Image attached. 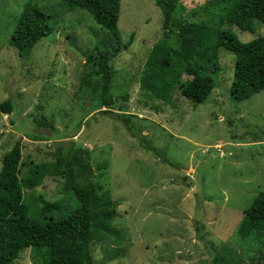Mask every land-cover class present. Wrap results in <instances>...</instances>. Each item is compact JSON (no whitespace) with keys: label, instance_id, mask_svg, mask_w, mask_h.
Returning <instances> with one entry per match:
<instances>
[{"label":"rangeland","instance_id":"obj_1","mask_svg":"<svg viewBox=\"0 0 264 264\" xmlns=\"http://www.w3.org/2000/svg\"><path fill=\"white\" fill-rule=\"evenodd\" d=\"M28 3L51 15L53 30L30 55H19L9 40ZM226 4L178 0L168 44L179 46L183 21L226 27L243 42L264 35L258 20L253 31L221 25ZM117 24L119 46L82 8L67 10L60 0H0V102L13 103L12 112L0 110V167L18 139L21 177L30 163L53 161L58 145L88 150L92 181L119 202L114 235L92 243L95 264H213L215 256L219 264H264V222L246 213L264 193V89L234 99L235 58L220 47L215 87L205 101L193 103L178 89L167 103L149 98L140 78L163 38L160 9L153 0H121ZM105 47L118 50L111 60L112 111L129 115L157 154L118 119L89 110L95 94L81 86V76L87 56ZM63 186L52 175L24 188L28 215L43 217L38 195L62 199L67 213L74 202ZM49 254L45 246L26 247L12 264H48Z\"/></svg>","mask_w":264,"mask_h":264},{"label":"trees","instance_id":"obj_2","mask_svg":"<svg viewBox=\"0 0 264 264\" xmlns=\"http://www.w3.org/2000/svg\"><path fill=\"white\" fill-rule=\"evenodd\" d=\"M67 9L86 10L94 21L106 30L117 46L121 44L118 18L121 0H60ZM162 16L163 38L150 50L140 78V89L153 99L167 103L176 89L192 101H205L215 82L211 73L218 70V48L234 55L233 80L230 91L241 101L264 89V35L241 41L233 31L201 22L183 21L179 24V46L168 41L173 13L178 0H153ZM220 24L236 25L241 30L253 31L254 20L264 22V0H226ZM51 15L35 4L28 3L17 18L9 43L19 55H30L34 45L52 32ZM118 50L105 47L87 56L81 76V86L95 94L90 100V111L118 119L141 147L154 151L148 139L139 134L137 125L124 113L112 111L116 98L111 93L113 68L111 60ZM186 75V78L183 76ZM104 107L103 109H101ZM0 110L12 112L11 99L0 102ZM88 110V111H89ZM51 162L30 163L21 177L22 144L18 139L1 159L0 167V264H12L19 253L30 246L49 248L48 264H95L92 243L114 235L112 218L119 204L107 191L92 181L93 170L88 150L75 145H58ZM57 175L64 180V190L73 199V206L62 214L63 200L48 201L41 195L39 215L27 213L23 189L41 184L46 176ZM264 193L252 201L247 214L255 223L264 222ZM76 203V204H75ZM60 213V214H59ZM59 214V215H57ZM198 224V223H197ZM200 230L201 225H196ZM202 237V234H200ZM219 264L214 257V263Z\"/></svg>","mask_w":264,"mask_h":264}]
</instances>
